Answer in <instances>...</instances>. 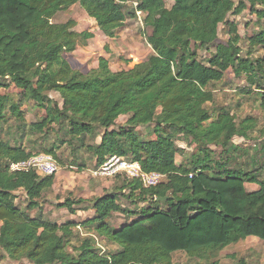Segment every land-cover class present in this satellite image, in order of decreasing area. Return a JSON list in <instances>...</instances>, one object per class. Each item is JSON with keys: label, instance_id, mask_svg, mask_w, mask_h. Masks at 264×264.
Returning <instances> with one entry per match:
<instances>
[{"label": "trees", "instance_id": "obj_1", "mask_svg": "<svg viewBox=\"0 0 264 264\" xmlns=\"http://www.w3.org/2000/svg\"><path fill=\"white\" fill-rule=\"evenodd\" d=\"M132 3L136 8L129 17L140 12L151 30V54L127 70L113 71L105 57L87 73L73 68L63 54L94 35L77 32L75 19L57 23L55 16L80 5L113 39L128 18L125 7ZM247 9L263 21V29L249 37V47L264 49V0H173L170 7L166 0H0V122L7 120V109L25 120L20 105L1 93L9 80L45 110V118L31 125L35 132L47 135L54 125L67 123L70 138L61 142L72 145L79 139L94 153L96 166L122 156L139 162L146 172L165 174L154 186L116 176L124 178L121 190L96 197L91 206L79 207L88 201L73 197L58 204L71 214L93 208V217L53 222L44 216L40 199L52 189L56 174L12 171V163L32 152L21 143L0 140V247L11 258L34 264H175L173 254L182 251L195 264H220L218 253L225 247L250 236L264 240V161L251 160V168L242 170L229 159L215 160L210 148L215 145L228 153L235 137L249 139L256 130L264 139V124L258 129L253 115L237 121L229 108L210 107L215 104L210 86L222 81L229 69L236 77L246 75L252 88L243 91L258 90L264 107V59L243 56L238 25L227 22L230 15ZM225 22L229 38L218 43ZM211 45L216 50L208 62L198 59L197 48ZM52 91L63 99L61 107L50 96ZM120 117L127 120L118 130L113 127ZM150 124L156 138L141 139L135 128ZM97 129L103 130L100 143L85 145L84 137ZM175 134L198 146L190 163L177 162L181 148ZM58 148L53 143L44 153L57 161ZM261 150L264 158V143ZM247 182L258 189L248 191ZM21 191L28 200L25 208L16 203ZM120 196L146 205L126 209ZM164 197L168 199L159 200ZM35 209L40 213L32 214ZM113 213L132 217L115 227ZM77 233L84 237L74 244ZM98 237L119 249L103 252ZM238 264L247 263L240 259Z\"/></svg>", "mask_w": 264, "mask_h": 264}, {"label": "rangeland", "instance_id": "obj_2", "mask_svg": "<svg viewBox=\"0 0 264 264\" xmlns=\"http://www.w3.org/2000/svg\"><path fill=\"white\" fill-rule=\"evenodd\" d=\"M167 6L170 7L173 0H166ZM136 4H128L125 7V13L128 18L124 27L119 31L117 36L113 39L106 37L98 28L94 19L88 16L86 11L80 5H74L65 12L58 13L53 19L54 22H65L68 19H75L77 25L75 30L77 32L89 31L93 33L94 37L87 41L85 45L79 44L75 51L65 52L64 58L69 61L73 68L87 73L93 69L98 68L100 57H105L109 61L110 68L113 71L127 70L135 64L145 60L152 52L151 46L147 42V37L150 34V28L143 23V15L136 13L135 17H129L128 13L135 10ZM234 21L238 25V30L242 36L240 45L242 47V54L245 57L253 59H264V49L261 47L250 48L249 37L263 29V21L250 12L249 9L244 11L239 16L230 15L227 22ZM227 22L220 25L218 43L226 42L228 36ZM216 45L209 47H198L197 57L203 62H208L209 58L215 54ZM251 51V54L249 53ZM6 84L1 89V93L9 97L11 103L20 105L24 113L23 122L11 116L7 109V120L0 122V140H9L12 144L21 143L33 154L44 153L45 148L52 147L53 143L59 145L57 149V162L60 166L56 173L55 186L52 189L44 192L40 199L42 211L44 216L53 222L62 223L67 219H74L77 221L91 218L95 215L93 208L80 211L76 214H71L67 209L60 208L59 203L64 202L67 198L73 197L75 199L83 198L88 203L82 204L81 207L91 206V201L96 197L102 196L107 192L121 190L124 178L111 176H94V172L102 165L96 166V157L94 153L81 146V141L74 139L72 145L62 143L63 139L70 138L67 130L69 126L54 125L53 130H49V134L35 132L31 125L35 122L42 121L46 112L39 107L34 101H29L23 94V90L18 88L9 80H5ZM211 89L214 90L215 104H210V107L223 106L229 108L231 112L236 115L237 121L244 119L247 116L253 115L256 117L259 127L264 124V107L262 103V95L258 90L252 93H246L243 89L252 88L247 81L246 75L236 77L232 69L226 72L224 79L220 82L213 83ZM255 87V86H254ZM255 89V88H253ZM262 93V92H261ZM50 96L62 106L63 99L57 92H50ZM127 117H120L117 120L115 129H120L126 125ZM63 126V127H62ZM136 133L141 139L150 140L156 138L153 133V124L148 126H138L135 128ZM103 130L97 129L95 135L88 134L84 137L85 145H93L100 143ZM174 140L181 148L177 155L178 163H190L193 157L198 152V146L191 143L190 140L182 134H175ZM264 143L259 135V132L250 133L249 139L242 137H235L234 144L239 148H231L227 153V149L211 145L210 148L214 150L213 158L215 160L229 159L235 168L250 169L251 160L256 161L257 164L264 161L261 157L262 150L260 147ZM81 146L77 149L74 147ZM254 157L251 159V157ZM228 161V160H227ZM85 163V169L81 171ZM253 166V164H252ZM264 177V169L261 174ZM59 178V180H58ZM248 191L258 189V186L253 183H246ZM127 195L128 190L123 191ZM119 202L122 207L132 211L139 210V208L146 205L145 202L133 203L131 199L125 196L119 197ZM16 203L25 208L28 200L23 191L19 193ZM32 214L40 213L39 209H35ZM76 215V216H75ZM132 216L121 213H113L111 223L118 227L122 223L130 222ZM83 233H86L83 231ZM84 237L81 233H77L73 243ZM97 246L103 252L111 253L117 251L119 246L111 243L107 239L98 237ZM71 250L70 246L68 247ZM217 259L220 264H238L240 259H244L247 264H264V240L258 237L250 236L239 241L236 244L225 247L218 253ZM173 261L175 264H195L196 260L188 256L185 252L179 251L173 254ZM0 264H34L27 258L13 259L0 247Z\"/></svg>", "mask_w": 264, "mask_h": 264}, {"label": "built area", "instance_id": "obj_3", "mask_svg": "<svg viewBox=\"0 0 264 264\" xmlns=\"http://www.w3.org/2000/svg\"><path fill=\"white\" fill-rule=\"evenodd\" d=\"M140 14V12H139ZM60 166L54 157L46 153L33 154L25 160L12 163V171L35 170L39 175L56 174ZM126 176L139 179L145 186H154L164 180L165 174L159 172H146L137 161H131L122 156H112L94 172V176Z\"/></svg>", "mask_w": 264, "mask_h": 264}, {"label": "crops", "instance_id": "obj_4", "mask_svg": "<svg viewBox=\"0 0 264 264\" xmlns=\"http://www.w3.org/2000/svg\"><path fill=\"white\" fill-rule=\"evenodd\" d=\"M57 178V177H56ZM56 181H57V179H55ZM58 180H59V178H58ZM55 186V183H54V185H53V187ZM82 206V205H81ZM81 206H79V207H81ZM90 209V208H89ZM79 211V210H78ZM80 211H83V209L81 208V210ZM83 212H85V211H83ZM76 216V215H75ZM74 220V219H73ZM77 221V220H76Z\"/></svg>", "mask_w": 264, "mask_h": 264}, {"label": "water", "instance_id": "obj_5", "mask_svg": "<svg viewBox=\"0 0 264 264\" xmlns=\"http://www.w3.org/2000/svg\"><path fill=\"white\" fill-rule=\"evenodd\" d=\"M166 199H168V197L159 198V200H166Z\"/></svg>", "mask_w": 264, "mask_h": 264}]
</instances>
